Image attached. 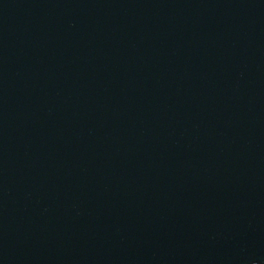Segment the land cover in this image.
Wrapping results in <instances>:
<instances>
[{
  "label": "water",
  "instance_id": "obj_1",
  "mask_svg": "<svg viewBox=\"0 0 264 264\" xmlns=\"http://www.w3.org/2000/svg\"><path fill=\"white\" fill-rule=\"evenodd\" d=\"M0 264H264V0H0Z\"/></svg>",
  "mask_w": 264,
  "mask_h": 264
}]
</instances>
